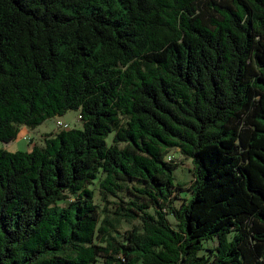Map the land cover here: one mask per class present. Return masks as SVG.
Wrapping results in <instances>:
<instances>
[{
  "label": "trees",
  "instance_id": "obj_1",
  "mask_svg": "<svg viewBox=\"0 0 264 264\" xmlns=\"http://www.w3.org/2000/svg\"><path fill=\"white\" fill-rule=\"evenodd\" d=\"M70 108L0 147V264H264V0H0V139Z\"/></svg>",
  "mask_w": 264,
  "mask_h": 264
},
{
  "label": "rangeland",
  "instance_id": "obj_2",
  "mask_svg": "<svg viewBox=\"0 0 264 264\" xmlns=\"http://www.w3.org/2000/svg\"><path fill=\"white\" fill-rule=\"evenodd\" d=\"M61 119L66 125L69 127L83 126V120L80 117V110L70 108L63 114H56L51 117H48L42 123L36 126H28L26 124H21L20 134L10 140L5 141L0 139V147L7 148L9 150H16V149H29L33 146V144H44V137L47 133L57 130L58 127V120ZM27 133L26 135H24ZM113 136V132L110 133L108 139L111 140ZM168 155L179 162V165L174 170V176L176 181H186L190 182L191 178L193 177V160L191 157L183 155L177 147H172L169 150ZM188 186H185V189L180 190V195L174 194V201L176 203H180L184 196L188 195L189 193ZM191 196V192L189 193L188 197ZM170 218L173 220V216L170 215ZM130 226V223L126 221H122L119 226L120 232L125 230L127 227ZM215 239L208 238L204 241L205 248H202L200 252H208L207 248L212 246L215 242ZM95 264H102L101 258Z\"/></svg>",
  "mask_w": 264,
  "mask_h": 264
},
{
  "label": "built area",
  "instance_id": "obj_3",
  "mask_svg": "<svg viewBox=\"0 0 264 264\" xmlns=\"http://www.w3.org/2000/svg\"><path fill=\"white\" fill-rule=\"evenodd\" d=\"M58 126H61V127H69L61 119L58 120Z\"/></svg>",
  "mask_w": 264,
  "mask_h": 264
},
{
  "label": "crops",
  "instance_id": "obj_4",
  "mask_svg": "<svg viewBox=\"0 0 264 264\" xmlns=\"http://www.w3.org/2000/svg\"><path fill=\"white\" fill-rule=\"evenodd\" d=\"M19 134H20V132H19ZM19 134H18V135H19ZM26 134H27V133H25L24 135H26Z\"/></svg>",
  "mask_w": 264,
  "mask_h": 264
}]
</instances>
